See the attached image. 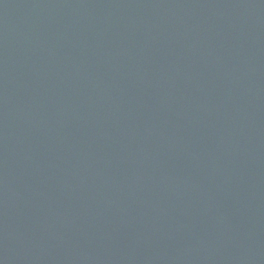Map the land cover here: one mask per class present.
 Masks as SVG:
<instances>
[{
  "label": "water",
  "instance_id": "obj_1",
  "mask_svg": "<svg viewBox=\"0 0 264 264\" xmlns=\"http://www.w3.org/2000/svg\"><path fill=\"white\" fill-rule=\"evenodd\" d=\"M0 264H264V0H0Z\"/></svg>",
  "mask_w": 264,
  "mask_h": 264
}]
</instances>
